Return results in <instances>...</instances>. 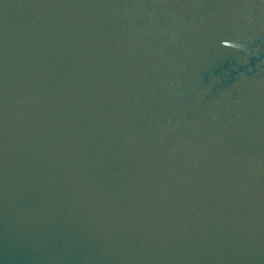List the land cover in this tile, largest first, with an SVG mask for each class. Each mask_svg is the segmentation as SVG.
I'll use <instances>...</instances> for the list:
<instances>
[{
  "label": "water",
  "instance_id": "water-1",
  "mask_svg": "<svg viewBox=\"0 0 264 264\" xmlns=\"http://www.w3.org/2000/svg\"><path fill=\"white\" fill-rule=\"evenodd\" d=\"M0 264H264V0H0Z\"/></svg>",
  "mask_w": 264,
  "mask_h": 264
},
{
  "label": "clouds",
  "instance_id": "clouds-1",
  "mask_svg": "<svg viewBox=\"0 0 264 264\" xmlns=\"http://www.w3.org/2000/svg\"><path fill=\"white\" fill-rule=\"evenodd\" d=\"M237 47H243L242 45H240V44H238V45H236Z\"/></svg>",
  "mask_w": 264,
  "mask_h": 264
}]
</instances>
